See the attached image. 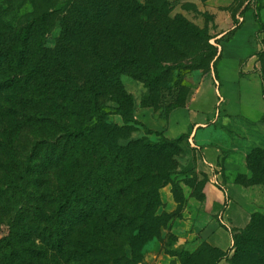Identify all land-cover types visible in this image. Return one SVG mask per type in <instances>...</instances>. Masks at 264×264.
I'll use <instances>...</instances> for the list:
<instances>
[{
	"label": "trees",
	"instance_id": "1",
	"mask_svg": "<svg viewBox=\"0 0 264 264\" xmlns=\"http://www.w3.org/2000/svg\"><path fill=\"white\" fill-rule=\"evenodd\" d=\"M38 1L31 0L32 12L23 19L20 12L10 22L0 15V131L10 127L18 134L34 130L41 135L23 160L0 144V186H9L10 172L17 175L18 186L46 182L47 194H40V201L49 199L51 206L44 219L8 221V235L0 239V264H141L144 247L160 231L161 200L158 188L142 186L149 174L138 162L148 147L141 141L121 145V133L134 123L160 138L154 147L160 180L176 169L170 154L176 155L189 136L170 141L117 110L114 115L122 116L125 125L120 127L109 120L106 102L120 103L124 77L143 79L148 88L164 78L158 42L181 45L174 40L177 27L203 35L179 17L172 19L171 0H62L46 8H39ZM256 20L263 32L259 16ZM57 24V48L48 50L45 42ZM205 40L195 53L207 48L209 58L198 61L196 69L217 57L216 66L220 58L211 39ZM4 118L20 119L26 126L8 125ZM7 155L20 161L14 169ZM8 204L1 200L0 212ZM258 215L234 236V256L226 264L245 259V264H264ZM3 225L0 221V229ZM223 258L213 264H222Z\"/></svg>",
	"mask_w": 264,
	"mask_h": 264
},
{
	"label": "rangeland",
	"instance_id": "2",
	"mask_svg": "<svg viewBox=\"0 0 264 264\" xmlns=\"http://www.w3.org/2000/svg\"><path fill=\"white\" fill-rule=\"evenodd\" d=\"M30 2L31 0H0L2 8L0 15L4 13V20L10 22L13 21L17 12H20L19 18L23 19L32 12ZM61 2L62 0H40L38 6L46 8L51 4H61ZM243 7L245 9L239 15ZM169 8L172 19L179 17L182 22L191 24L202 33L204 40H201L203 37L198 38V33H192L190 30L186 32L184 27V29L177 27L174 40L181 44H178L180 47L178 45L173 47V44L171 47H167L158 42V57L162 62L164 78L148 88L143 79L124 77V94L118 97L120 103L109 102L107 99L102 101L103 103L107 101L108 112L112 114L109 117L111 123L120 127L125 126L124 122L122 123V116L114 115L117 110L125 118L136 120V112L141 109H152L158 114L165 115L184 107L196 87V74L207 73L215 67L217 57L205 61L203 65L199 66V69H196L198 61L209 58L210 51L207 48L199 54L195 53L197 45L203 46L207 43L205 36L211 39L209 44L218 51L219 55L223 42H229L230 46L235 48L234 51H241L246 40L249 41L248 37L256 35L259 29L256 18L250 12L260 8L259 0H171ZM244 18L246 23L236 37L231 32L220 40L216 39L227 30L228 22L234 27L241 24L243 22L241 20ZM60 35L61 26L57 24L45 42L48 50L57 48ZM257 44L260 47L253 56L256 57V59L254 58V67L264 81V39H260ZM144 61L151 66V61L147 57ZM151 67L153 68V66ZM2 75L0 73V77ZM83 75L84 73L81 72L80 77ZM221 85V87H217L218 99L214 118H219L226 112L225 88L222 82ZM6 110L10 111L7 107ZM16 114L22 118V113ZM4 120L8 125H16L17 128L20 127L18 125L26 126L20 119L11 121L4 118ZM0 125H2L1 121ZM21 132L18 134L13 128L7 127L5 132L0 131V144L3 145L2 149L9 150L10 154L17 152L23 160L37 138H41V135L34 130ZM121 135L123 139L120 140V144L123 146L128 147L130 144L141 141L148 147L146 154L141 157L143 158L142 163L138 162L142 165L144 172L149 174V180L142 186H146L147 191L158 188L161 200V206L157 211L161 225L160 231L158 237L144 247L141 264H213L223 257L222 264H226V260L234 256V244L230 247L232 239L230 236L224 235L221 238V248L228 250L217 252L210 249L211 245L204 238V228L213 213L205 205L207 178L204 174L197 172L193 165L184 163L186 150L180 146L176 155L170 154L172 156L170 161H173L176 169L172 171L168 179L160 180L159 171L161 170H157L159 168L158 157L154 153V147L159 144L160 138L156 135H146L145 130L134 123L128 125ZM7 157L8 162H11L10 169H14V165L20 162L13 160L10 155ZM164 163L166 164L167 160ZM249 167L250 177L244 178L242 181L252 186L264 187V150H258L250 158ZM6 178L7 172L4 180ZM17 179V175L10 172L8 175L9 186H0V207H2L1 200L9 201L7 210L0 212V221L4 222L0 229V239L8 235L9 220H14L17 217L22 224H26L31 223L34 218L44 219L46 218L45 212L51 206V201L48 203L49 199L44 202L40 201V196L47 194L46 182H43V186H35L32 183L29 186H18ZM138 188L142 191V187L138 186ZM18 193L20 195H17ZM40 208L43 209L42 215H40ZM224 211L225 208H222L217 214L218 216L215 215L220 226L219 217ZM258 214L256 220L260 223L257 226L256 234L261 238L264 237V221L261 220V217L264 218V210ZM237 234H233V241ZM129 255H131L130 252ZM245 263L246 259L243 264Z\"/></svg>",
	"mask_w": 264,
	"mask_h": 264
},
{
	"label": "crops",
	"instance_id": "3",
	"mask_svg": "<svg viewBox=\"0 0 264 264\" xmlns=\"http://www.w3.org/2000/svg\"><path fill=\"white\" fill-rule=\"evenodd\" d=\"M250 12L255 18L259 16L264 24V0L257 11ZM241 21L234 27L228 22L227 30L216 39L231 32L236 37L246 19ZM248 38L238 52L229 42H223L215 68L196 74V87L184 107L165 115L141 109L135 116L137 121L170 141L189 136L181 145L187 152L183 161L206 176L205 205L214 213L210 215L203 236L212 247L222 251L228 250L221 248L224 235L231 237L232 247L233 234L244 230L254 215L264 210V187L242 183V179L250 177L251 156L264 150V81L255 71L256 57H253L260 47L258 41L264 39V31L259 26L257 34ZM221 82L227 107L225 114L214 118L217 87L222 86ZM222 208L225 211L219 217L221 227L215 215Z\"/></svg>",
	"mask_w": 264,
	"mask_h": 264
}]
</instances>
